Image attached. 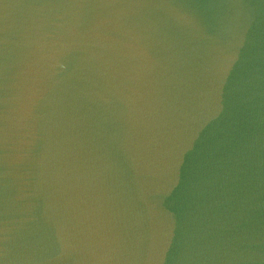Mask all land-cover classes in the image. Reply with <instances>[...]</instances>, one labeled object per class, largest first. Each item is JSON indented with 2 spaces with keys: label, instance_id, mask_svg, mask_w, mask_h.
I'll return each instance as SVG.
<instances>
[{
  "label": "water",
  "instance_id": "1",
  "mask_svg": "<svg viewBox=\"0 0 264 264\" xmlns=\"http://www.w3.org/2000/svg\"><path fill=\"white\" fill-rule=\"evenodd\" d=\"M0 264H264V0H0Z\"/></svg>",
  "mask_w": 264,
  "mask_h": 264
}]
</instances>
